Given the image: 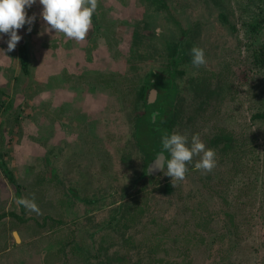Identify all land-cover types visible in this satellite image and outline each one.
Returning a JSON list of instances; mask_svg holds the SVG:
<instances>
[{"label":"flooded vegetation","instance_id":"af4514ba","mask_svg":"<svg viewBox=\"0 0 264 264\" xmlns=\"http://www.w3.org/2000/svg\"><path fill=\"white\" fill-rule=\"evenodd\" d=\"M204 3L207 5L204 17L201 21L195 22L187 18L186 21L182 12L174 11L164 0H144L141 12H135L133 9V16L139 19L142 25L132 26L127 44L118 46L119 49L116 50L127 65L129 76H126V79L130 97L125 96L118 100L113 96L110 101L117 103L106 105L109 107L108 111H114L119 106L129 111L128 115L117 113L108 118L109 125L124 139L123 142L116 141L115 144L118 154L121 153L117 163L114 161L116 154H108L106 169L101 173L98 169L93 171L87 168V157L90 158L93 153L83 145L75 149L76 143H72L75 150L68 155V145L52 142L40 147L36 160L41 164L42 172L34 174L37 178L28 182L25 193V185L15 177L14 169L6 160L8 152L4 145L7 139L1 135L0 172L10 183L14 181V197L18 202L25 199L24 196L35 193L31 190V186L33 188L38 186L34 195L36 197L32 200L35 202H31V205L42 207L40 212L46 213L44 214L46 216L51 213L49 212L51 206L48 209L49 205H46L51 198L47 189L57 186L63 193V198L57 202V209L55 205L57 212L52 213L56 215L52 216L50 221L62 220L61 215H64V212L72 216L71 220L65 223L69 233L67 238L58 241L63 247L80 250L72 254L79 258V264L90 261L119 264L122 258H133L135 252L129 253V236L136 235L133 232L136 228L134 225L141 224L139 230L136 229L143 246L148 237L153 236V228L158 225L152 221L155 226H149L145 214L162 217L168 212L165 203L162 207L161 205L153 207L152 200L162 197L171 204V211L174 214L178 210V203H171L168 198V194L172 191L188 196L193 204L197 200H202L206 193L207 196L211 193H215L216 196L220 192L225 193L232 189H235L238 198L246 199L247 196L259 195L263 185L260 181H264V145L261 149L257 146L258 128L255 126L260 127L264 144V40L260 45L245 47L246 50L249 49L247 51L249 55L251 54L249 57L244 51L247 54L245 66L250 68L252 78L255 79L254 83L258 87L252 97V105H248L251 107L245 109L231 106L229 102L223 100H227L225 93L230 89L227 82L231 81L232 76L227 73L226 66H232V54L231 52L226 54L227 48L221 39H212L215 34L221 35L217 25L226 24L227 14L218 8V0H204ZM97 16L96 9L92 18ZM213 16L217 18L215 22L211 21ZM160 20L164 24V29L165 23L168 22L167 31H160ZM225 24L222 26V35L228 36L229 32ZM145 29L150 30L152 36L160 41L163 50L159 58L146 59L147 64L143 63L145 62L142 55L143 47L140 45L145 38ZM5 34L0 33V36L3 38ZM6 46H3L1 52L10 60L17 61L18 68L23 74H27V45L24 42H17L12 52ZM193 46L200 47L204 51L205 63L199 67L191 63L190 49ZM96 52V49H84L86 55L93 60L97 59L100 64V66L93 64V70L83 74L80 70L74 69V65H69L74 68L68 72L62 65L49 71L48 77L58 78L65 86L72 79L79 82L83 79L91 80L90 82L98 84L111 83L115 73L110 66L116 61L104 52H100V55ZM21 53L26 56L25 70L20 60ZM88 64L92 68L91 63ZM70 87L75 89V85ZM5 101L9 102L8 99ZM213 106L218 108L220 119L205 117L209 115ZM9 107L10 104L7 107L6 102L1 100L2 114L8 111ZM240 111H245L243 119H235L237 112ZM174 131L184 134L189 141L193 134H197L205 146L215 152V166L210 171L194 169L193 164L200 158L199 155H195L186 163L187 171L183 179L171 180V177L164 174L165 168L149 171L154 155L160 151L161 135ZM51 155L52 166L49 164ZM164 158L168 159L167 151L164 152ZM92 161L98 160L92 158ZM50 169H53L54 173L57 171L60 176H54ZM7 173L12 176H7ZM57 180L58 183L55 182ZM253 187L254 191H252ZM41 188H45L46 191L39 193ZM156 192L159 193L155 194ZM146 197L149 198V204L145 201ZM99 204L103 206L98 207ZM144 204L150 209H146ZM17 207L23 209L24 205L20 202ZM180 207L184 208V204ZM8 216L18 218L15 210L5 211L0 214V221H3L4 226L7 224L4 219L9 218ZM10 222L15 224L17 221L10 220ZM245 222H240L241 237L250 226L244 227ZM219 232L226 234L225 224ZM190 233V239H199V235L204 231L198 234L190 227L187 228L186 234L190 235ZM21 240L16 228L12 225L10 228L7 227L4 242L18 245ZM153 244L149 245L148 251L153 252ZM141 252L142 249L139 253ZM11 260L14 264H32L37 260L39 261L37 264L43 262L39 254L34 252L20 259ZM129 262L132 264V260Z\"/></svg>","mask_w":264,"mask_h":264},{"label":"rangeland","instance_id":"374dc122","mask_svg":"<svg viewBox=\"0 0 264 264\" xmlns=\"http://www.w3.org/2000/svg\"><path fill=\"white\" fill-rule=\"evenodd\" d=\"M164 1L174 11L182 12L185 20L187 18L193 22L202 20L207 6L204 0ZM143 2L144 0H98L96 8L98 16L91 18L90 29L82 41L69 39L60 32L46 31L48 25L40 17L42 6L38 2L33 3L25 9L27 15L34 17L30 25L31 30L26 31L29 25L17 29L21 37L18 42L27 45V74H23L18 68L17 61L10 60L1 52L3 46H6L4 44L8 37L5 34L3 40L0 36V102L1 100L6 102L7 107L10 104L9 110L3 114L0 108L2 115V117L0 115V143L3 135L7 139L4 145L8 152L6 160L14 169L15 177L25 185V193L28 182L37 178L34 174L42 172V166L36 160L40 147L52 142L68 145V155L83 145L93 153L90 158L87 157V168L93 171L98 169L101 173L106 169L108 154H116L114 161L118 162L121 153L118 154L115 144L116 141L123 142L124 139L109 125L108 118L117 113L128 115L129 111L120 106L114 111H108L109 107L106 105L117 103L110 101L113 96L118 100L125 96L130 97L126 79V76H129L127 65L116 50L119 49L118 46L127 44L132 26L142 25V22L133 16L132 11L134 9L135 12H141ZM218 8L227 14L226 24L217 25L221 35L215 34L212 39H221L227 48L226 54L231 52L233 58L232 66H226L227 73L232 77L231 81L227 82L230 87L225 93L227 100L223 101L229 102L231 106L245 109L248 105H252V97L258 88L250 68L245 66L247 54L248 57L251 55L247 52L249 49L246 50L245 47L260 45L264 40V0H218ZM216 20V16L211 18V21ZM224 24L229 32L228 36L222 35ZM166 25L169 27L168 22L165 23L164 29V24L160 20V31L165 32ZM144 31L145 38L140 45L143 47L142 55L145 61L143 63L147 64L146 59L159 58L163 50L160 41L152 36V32L148 29ZM169 37L172 38V35L169 34ZM85 47L96 49V54L99 55L100 52H104L116 61L110 66L115 73L111 83L98 84L90 82L91 80L83 79L79 82L72 79L67 83L69 87L67 88L58 78L48 77L49 71L62 65L68 72L75 66L74 69L80 70L83 74L93 70V64L100 66L97 59L93 60L84 53ZM88 63H91L92 68ZM71 85H75V89L70 87ZM7 99L9 102L5 101ZM244 115L245 111L237 112L235 119L242 120ZM205 117L221 118L216 106L211 107L209 115ZM255 128H258L257 146L261 149L264 145L262 134L260 127L255 126ZM72 143H76L75 149ZM52 155L49 163L51 166ZM92 158L98 161L93 162ZM50 172L54 176H60L57 171L54 173L53 169H50ZM260 182L263 185L259 195L247 196L246 199L236 197V191L232 189L225 193L220 192L216 196L215 193L208 196L206 193L202 200H197L193 204L188 196L172 191L168 194V198L171 203L177 202L179 205V212L177 210L175 214L166 199L164 201V198L159 197L155 201L152 200L153 207L158 205L162 207L165 203L168 212L162 217L145 214L149 226H155V223L160 225L153 228V236L148 237L143 246L138 234L141 224L134 225L138 230L135 228L133 232L136 235L129 236V253L134 251L135 256L131 259L122 258L119 264H130V260L132 264H264V181ZM37 187L31 186V190L36 193ZM253 189L255 188L253 187L252 191ZM45 191V188H41L39 193ZM14 192V181L10 183L0 172V214L15 210L18 215V218L11 216L5 218L4 221L7 222L5 226L2 224L3 221H0V264H14L11 259H20L32 252L39 254L43 259L42 264H79V258L72 254L80 250L63 247L58 241L67 238L69 233L65 223L67 224L72 216L64 212V215H61L63 221L59 219L50 221L52 216L56 215L52 213L57 212L58 200L63 198L61 190L57 186L47 189L51 198L46 205H49L48 209L51 206L49 211L51 213L46 216H44L46 213L40 212L42 207L36 206V210L30 207L33 198L36 197L35 193L24 196L25 199L22 201L26 203H22L24 208L19 209L20 206L17 207V204L20 202L14 197ZM145 201L149 204L148 197ZM34 202L35 200L32 203ZM182 204L184 208L180 207ZM144 205L146 209H150L148 205ZM102 206L103 204L98 205V207ZM104 207L106 208L107 205ZM10 220L17 222L10 224ZM241 221H246L244 227L250 225L243 237L239 231ZM223 224L227 227L226 234L219 232ZM11 225L16 228L22 239L18 245L4 242L7 227L10 228ZM190 227L198 234L202 230L204 233L199 235V239H190L191 233L186 234L187 228ZM208 235H210L209 239L206 237ZM82 243L79 242L80 245ZM152 243H154L153 252L147 250ZM140 249H142L141 253H139ZM7 250L10 253H7L9 252ZM37 262L39 261H33L32 264ZM85 264L101 263L90 261Z\"/></svg>","mask_w":264,"mask_h":264},{"label":"clouds","instance_id":"9594fccd","mask_svg":"<svg viewBox=\"0 0 264 264\" xmlns=\"http://www.w3.org/2000/svg\"><path fill=\"white\" fill-rule=\"evenodd\" d=\"M36 2L42 6L40 17L48 25L46 31L63 33L74 41L85 39L97 0H0V33L7 34L6 45L9 51L21 39L17 29L29 25L26 31L31 30L34 17L27 15L25 9ZM190 53L193 66L199 67L205 63L202 48L193 46ZM165 151L168 153L167 160L164 158ZM195 155L200 158L193 164L194 169L210 171L215 166V152L207 148L197 134H193L189 141L187 136L179 132L164 133L160 138V151L154 155L149 171L165 168L164 174L171 177V180L183 179L187 171L186 163ZM30 207L36 210L34 205Z\"/></svg>","mask_w":264,"mask_h":264},{"label":"trees","instance_id":"16d2710c","mask_svg":"<svg viewBox=\"0 0 264 264\" xmlns=\"http://www.w3.org/2000/svg\"><path fill=\"white\" fill-rule=\"evenodd\" d=\"M20 60H21V62H22V67H23V69L25 70L26 56H25L24 53H21V54H20ZM6 175H7V176H12V175L9 174V173H7Z\"/></svg>","mask_w":264,"mask_h":264}]
</instances>
